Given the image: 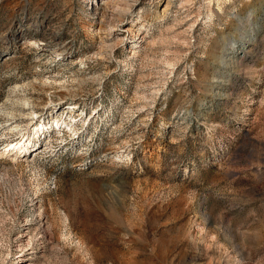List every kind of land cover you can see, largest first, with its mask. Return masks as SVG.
<instances>
[{
    "label": "rangeland",
    "instance_id": "rangeland-1",
    "mask_svg": "<svg viewBox=\"0 0 264 264\" xmlns=\"http://www.w3.org/2000/svg\"><path fill=\"white\" fill-rule=\"evenodd\" d=\"M0 264H264V0H0Z\"/></svg>",
    "mask_w": 264,
    "mask_h": 264
},
{
    "label": "bare ground",
    "instance_id": "bare-ground-1",
    "mask_svg": "<svg viewBox=\"0 0 264 264\" xmlns=\"http://www.w3.org/2000/svg\"><path fill=\"white\" fill-rule=\"evenodd\" d=\"M26 147L27 146L24 143V145L21 144L20 146H18L17 149L21 151L22 149H26Z\"/></svg>",
    "mask_w": 264,
    "mask_h": 264
}]
</instances>
